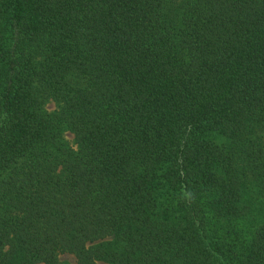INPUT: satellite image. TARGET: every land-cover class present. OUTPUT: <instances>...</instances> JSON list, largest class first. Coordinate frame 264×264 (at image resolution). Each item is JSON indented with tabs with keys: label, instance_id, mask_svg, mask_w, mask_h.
I'll return each instance as SVG.
<instances>
[{
	"label": "trees",
	"instance_id": "1",
	"mask_svg": "<svg viewBox=\"0 0 264 264\" xmlns=\"http://www.w3.org/2000/svg\"><path fill=\"white\" fill-rule=\"evenodd\" d=\"M61 254L264 264V0H0V264Z\"/></svg>",
	"mask_w": 264,
	"mask_h": 264
},
{
	"label": "rangeland",
	"instance_id": "2",
	"mask_svg": "<svg viewBox=\"0 0 264 264\" xmlns=\"http://www.w3.org/2000/svg\"><path fill=\"white\" fill-rule=\"evenodd\" d=\"M45 108L48 110V111H51L54 109V103L53 102H48L46 105H45ZM65 138L66 140L70 143V144H73V135L69 132H66L65 133ZM246 199H248V196H246ZM257 204V203H255ZM255 208L257 209V205L255 206ZM257 211V210H256ZM253 215H256L258 216V213H252ZM60 261L64 264H76V261H75V258L73 255L71 254H61L60 255Z\"/></svg>",
	"mask_w": 264,
	"mask_h": 264
}]
</instances>
